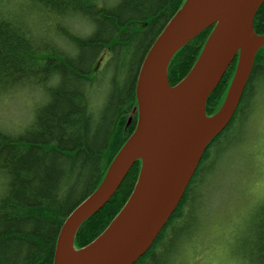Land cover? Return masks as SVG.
Listing matches in <instances>:
<instances>
[{"label": "trees", "instance_id": "1", "mask_svg": "<svg viewBox=\"0 0 264 264\" xmlns=\"http://www.w3.org/2000/svg\"><path fill=\"white\" fill-rule=\"evenodd\" d=\"M185 1L0 2V97L25 88L43 95L32 119L17 132L0 127V264H54L64 221L99 186L138 126L139 69ZM253 25L264 34V2ZM213 28L174 55L168 67L172 86L192 69ZM237 63L238 56L210 94L208 115L222 106ZM257 83L264 84V46L231 122L206 147L181 202L134 264L171 263L177 234L203 189L206 162L250 124ZM141 165L138 160L110 201L82 223L73 243L77 250L93 242L121 211ZM251 238L247 254L255 257L243 258L247 264H264V223Z\"/></svg>", "mask_w": 264, "mask_h": 264}, {"label": "water", "instance_id": "2", "mask_svg": "<svg viewBox=\"0 0 264 264\" xmlns=\"http://www.w3.org/2000/svg\"><path fill=\"white\" fill-rule=\"evenodd\" d=\"M264 0H186L163 28L140 67L139 122L111 162L102 182L64 221L54 264H134L173 214L212 139L231 122L255 57L264 46L254 18ZM214 27L196 63L178 84L168 80L174 55L204 29ZM238 56L222 106L206 104ZM142 165L121 211L87 247L74 248L79 227L114 196L132 166Z\"/></svg>", "mask_w": 264, "mask_h": 264}, {"label": "rangeland", "instance_id": "3", "mask_svg": "<svg viewBox=\"0 0 264 264\" xmlns=\"http://www.w3.org/2000/svg\"><path fill=\"white\" fill-rule=\"evenodd\" d=\"M256 86L250 124L206 162L203 189L177 234L170 264H247L243 257H255L247 254V246L264 223V84ZM42 98L38 89L28 88L0 97V127L17 132ZM104 98V93L98 97Z\"/></svg>", "mask_w": 264, "mask_h": 264}, {"label": "flooded vegetation", "instance_id": "4", "mask_svg": "<svg viewBox=\"0 0 264 264\" xmlns=\"http://www.w3.org/2000/svg\"><path fill=\"white\" fill-rule=\"evenodd\" d=\"M255 103H256V102H255V100H254V101H253V107L255 106Z\"/></svg>", "mask_w": 264, "mask_h": 264}, {"label": "bare ground", "instance_id": "5", "mask_svg": "<svg viewBox=\"0 0 264 264\" xmlns=\"http://www.w3.org/2000/svg\"><path fill=\"white\" fill-rule=\"evenodd\" d=\"M142 65V64H141ZM170 65V64H169ZM140 70V69H139ZM139 73V72H138ZM138 77V76H137ZM136 83H137V80H136Z\"/></svg>", "mask_w": 264, "mask_h": 264}]
</instances>
